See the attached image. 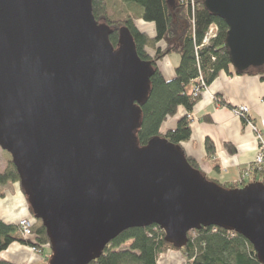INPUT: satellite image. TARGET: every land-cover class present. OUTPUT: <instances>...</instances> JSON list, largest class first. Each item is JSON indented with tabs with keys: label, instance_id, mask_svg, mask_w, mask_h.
Here are the masks:
<instances>
[{
	"label": "water",
	"instance_id": "obj_1",
	"mask_svg": "<svg viewBox=\"0 0 264 264\" xmlns=\"http://www.w3.org/2000/svg\"><path fill=\"white\" fill-rule=\"evenodd\" d=\"M202 4L228 27L233 71L264 69V0ZM109 32L91 0H0V149L45 229L49 264H89L123 231L152 225L176 248L202 227L234 232L264 263V183L225 189L165 139L139 147L152 70L126 28L117 50Z\"/></svg>",
	"mask_w": 264,
	"mask_h": 264
},
{
	"label": "trees",
	"instance_id": "obj_2",
	"mask_svg": "<svg viewBox=\"0 0 264 264\" xmlns=\"http://www.w3.org/2000/svg\"><path fill=\"white\" fill-rule=\"evenodd\" d=\"M203 0H91L92 14L99 23L103 19L109 27L108 42L118 46L119 30L126 28L133 40L137 56L151 68L149 92L146 101L140 105V122L136 133L137 145L144 147L153 138L165 139L168 143L181 147L190 137V120L183 116L173 129L161 132L162 124L182 107L189 113L199 97H193L195 79L202 77L209 85L220 71L237 74L233 71L227 50L224 46L228 27L225 22L213 16L203 6ZM136 20L152 23L153 37L135 26ZM102 22V21H101ZM210 26H215V36L207 43L203 39ZM164 43V48L157 44ZM173 42V43H172ZM170 53L179 55V63L174 68V76L164 79L157 68V62ZM264 73L251 70L246 75ZM237 74V75H244ZM207 155L211 156L214 147L211 141L205 143ZM5 152V151H3ZM5 167L0 171V198L3 187L18 183L20 178L11 156L5 152ZM185 161L193 170H199L197 161L184 155ZM250 181L239 183H219L205 178L225 189L243 187L246 183L262 182L264 175L251 167ZM27 204L29 205L28 201ZM31 236L24 240L17 224L0 221V253L15 241L28 247L51 249L45 229L40 219H35L29 205ZM180 251L184 264H264L256 256L253 246L243 236L217 227H202L187 233V243L176 248L165 240L163 231L156 225L145 228H130L112 239L101 255L89 264H157L160 255L168 251ZM49 260L32 264H49ZM0 264H11L0 259Z\"/></svg>",
	"mask_w": 264,
	"mask_h": 264
},
{
	"label": "crops",
	"instance_id": "obj_3",
	"mask_svg": "<svg viewBox=\"0 0 264 264\" xmlns=\"http://www.w3.org/2000/svg\"><path fill=\"white\" fill-rule=\"evenodd\" d=\"M138 24L142 25L141 22ZM138 24L136 27L140 31L149 36L155 35L154 25L150 24L151 27L144 28ZM169 56L171 55L159 64V70L166 80L173 78L174 68L179 63L178 55V58L173 59ZM243 105L249 107V117L264 142V73L237 75L220 71L189 112L190 137L181 144V148L185 155L197 161L199 171L203 175L219 183H236L241 174L251 169L257 153L256 133L233 112L234 108ZM185 113V109L179 107L176 116L165 123V128L173 129L177 120ZM207 140L211 141L214 147L211 156L207 155L205 148ZM259 172L264 175V165ZM252 173L253 171L250 175L247 174L246 182L251 179ZM3 188L4 196L0 198V221L17 224L29 212L25 198L18 183ZM162 255L159 256L157 264L183 262L178 253L168 252ZM0 259L11 264H32L39 261L35 254L30 253L27 245L18 241L1 252Z\"/></svg>",
	"mask_w": 264,
	"mask_h": 264
},
{
	"label": "rangeland",
	"instance_id": "obj_4",
	"mask_svg": "<svg viewBox=\"0 0 264 264\" xmlns=\"http://www.w3.org/2000/svg\"><path fill=\"white\" fill-rule=\"evenodd\" d=\"M102 21V22H101ZM104 20L103 19H101L100 20V24L101 25H105L104 24V22H103ZM138 22H141L142 23V25L141 24H138ZM140 25V26H142V27H144V28H148V27H151V25L150 24H152V23H147V22H143L142 20H136L135 21V26L137 25ZM143 25H145V26H143ZM153 25V24H152ZM106 27H107V25H106ZM108 29H109V27H108ZM148 35V34H147ZM211 35H208L207 37H206V41H204V43H207L211 38H213V37H210ZM151 37H153V36H151ZM160 48H164L165 46H164V43H162V42H159L158 44H157ZM114 50H117L118 48L117 47H115V48H113ZM168 55H171V56H169V57H171L172 59L173 58H178V54H174V53H170V54H168ZM167 55V56H168ZM178 55V56H177ZM167 56H165L161 61H163ZM180 60V59H179ZM161 61H158L157 62V68L159 69V64L161 63ZM160 71V70H159ZM202 81H203V79H202ZM205 90H207V85L205 84V82L203 81V82H201V79L199 78V77H197L196 79H195V82H194V84H193V89H192V92H193V97H200L201 96V94H202V92L203 91H205ZM249 108V107H248ZM177 114V113H176ZM176 114H175V116H176ZM187 116V118L191 121V117H190V115H189V113H185L183 116ZM174 116V117H175ZM182 116V117H183ZM173 118V117H172ZM172 118H168L167 119V121L169 120V119H172ZM181 118V117H180ZM179 118V119H180ZM167 121H165L163 124H162V126H161V132H164L165 130H168V129H166L165 127V123L167 122ZM191 123V122H190ZM258 147H259V144H258ZM257 152H258V148H257ZM256 155H257V153H256ZM256 157V156H255ZM254 160H255V158H254ZM5 161H6V154H5V152H3V150H1L0 149V171H2L3 169H4V167H5ZM254 162V161H253ZM263 165H264V162H263V164L262 165H260V167H258L259 169H257V171H261L262 169H263ZM246 173L248 174V175H250V172H249V170H247L246 171ZM242 175V174H241ZM242 179V176H240V178H239V180L236 182V183H239L240 184V186H241V184L242 183H245L244 181L246 180V178H245V180L243 181V180H241ZM250 181V180H249ZM236 183H230V184H236ZM262 183V182H261ZM246 184H248V183H246ZM245 184V185H246ZM7 186V185H6ZM9 186H10V184H9ZM5 187V186H4ZM4 189V188H3ZM2 189V190H3ZM4 191V190H3ZM22 195H23V193H22ZM23 197H24V195H23ZM25 198V197H24ZM25 201H26V199H25ZM26 204H27V201H26ZM27 207H28V211H29V205L27 204ZM31 218H32V216H31V214H30V212H28V214H26V216L25 217H22L18 222H20L21 220H24V219H27L28 221H31ZM29 250H30V253H33V254H35V256H36V258L37 259H39V261H43V260H45V259H48V258H50L51 259V256H52V251H51V249H49L48 247H44V248H37L35 251H33L30 247H29ZM168 252H174V253H178V254H180V256L183 258V262H181L180 264H184V262H185V259H184V255L180 252V251H168ZM168 252H166V253H168ZM165 253V254H166ZM163 256V255H162ZM161 256V257H162Z\"/></svg>",
	"mask_w": 264,
	"mask_h": 264
},
{
	"label": "built area",
	"instance_id": "obj_5",
	"mask_svg": "<svg viewBox=\"0 0 264 264\" xmlns=\"http://www.w3.org/2000/svg\"><path fill=\"white\" fill-rule=\"evenodd\" d=\"M215 30L216 27L215 26H210L208 29L207 34L205 35L204 39H203V43L204 41H206V37L208 35H211L210 37H214L215 36ZM206 39V40H205ZM199 78L202 81V77L199 76ZM233 112L239 116L241 119H243L245 121V123L256 133L257 135V139H258V152L257 155L255 157V160L252 164L251 167H254L256 169H259L258 167H260V165L263 164L264 162V142L262 141L261 135L257 129V127L255 126V124L253 123V121L250 119L249 117V108L247 106H240L237 108L233 109ZM242 179L241 180H245V178L248 176L246 172H244L242 175ZM18 227H19V231L21 233V236L24 240L29 239L31 236V222L28 221L27 219L21 220L20 222L17 223ZM33 251H35L37 248L34 246L30 247Z\"/></svg>",
	"mask_w": 264,
	"mask_h": 264
},
{
	"label": "bare ground",
	"instance_id": "obj_6",
	"mask_svg": "<svg viewBox=\"0 0 264 264\" xmlns=\"http://www.w3.org/2000/svg\"><path fill=\"white\" fill-rule=\"evenodd\" d=\"M173 43V42H172Z\"/></svg>",
	"mask_w": 264,
	"mask_h": 264
}]
</instances>
